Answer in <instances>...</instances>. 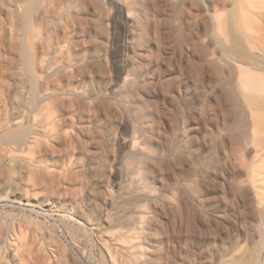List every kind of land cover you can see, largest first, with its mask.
Segmentation results:
<instances>
[{
  "label": "bare ground",
  "instance_id": "6f19581e",
  "mask_svg": "<svg viewBox=\"0 0 264 264\" xmlns=\"http://www.w3.org/2000/svg\"><path fill=\"white\" fill-rule=\"evenodd\" d=\"M102 1L0 0V208L16 204L33 213L40 209L92 228L98 236L100 264H163V237L155 233L162 202L171 211L179 210L176 190L186 182L177 181L163 192L149 188L141 176L144 161L152 162L157 171L149 122L133 119L129 133L121 134L122 121L116 115L124 111L131 116L140 105L129 87L137 77L128 72L126 88L111 92L110 78L96 70L108 63L105 32L92 25L107 24ZM119 2L132 17L137 36V3ZM236 4L243 25L234 23V28L226 14L216 11V35L231 41L232 30L240 29L246 47L264 64V6L257 0ZM148 52L145 46L133 47L134 67L146 64ZM236 72L244 87L264 92V73L256 75L243 67ZM109 98L107 113L102 104ZM119 143L126 147L121 157ZM185 143L179 134L174 155L189 154ZM100 158L103 174L97 179L94 171ZM116 171L121 172L118 193L112 189ZM157 175L154 182L160 186L164 181ZM195 202L200 204L198 198ZM6 215H0V264H90L86 248L70 249L57 228ZM223 258L217 264H225ZM178 260L185 262L182 256Z\"/></svg>",
  "mask_w": 264,
  "mask_h": 264
},
{
  "label": "rangeland",
  "instance_id": "374dc122",
  "mask_svg": "<svg viewBox=\"0 0 264 264\" xmlns=\"http://www.w3.org/2000/svg\"><path fill=\"white\" fill-rule=\"evenodd\" d=\"M134 1L142 32L137 36L133 34L132 17L119 0L101 2L107 24L92 25L105 32L108 63L96 70L110 78L111 92L126 88L123 83L128 72L137 77L129 87L139 97L138 111L116 116L122 121V135L129 133L133 119L150 124L157 171L152 162H143L141 176L147 186L163 192L177 181L186 182L176 190L179 210L171 211L162 202L155 233L163 237V264H217L223 257L225 264H263L264 92L244 87L236 70L243 67L259 75L264 73V64L246 47L240 29L232 30L231 41H223L216 35L212 20L219 11L233 27L236 24L240 28V4L236 0ZM257 1L264 6V0ZM84 27L88 30L89 26ZM92 32L97 35V31ZM134 46H145L149 51L146 64L140 67L131 61ZM109 105L110 98L102 104L105 112ZM179 134L184 135L189 154L174 155ZM116 149L121 157L126 147L119 143ZM99 160L94 171L97 179L103 174V159ZM156 175L164 184L156 186ZM119 178L121 172L116 171L112 175L114 193H118ZM78 193L82 197L83 188ZM9 206L1 207L0 215L12 213L45 227L53 226L70 249L86 248L91 254L90 264H100L98 236L92 228L52 212L38 209V214L16 204ZM234 251L241 253L234 258ZM179 256L185 262H179Z\"/></svg>",
  "mask_w": 264,
  "mask_h": 264
}]
</instances>
